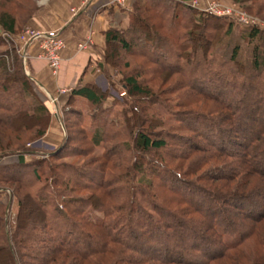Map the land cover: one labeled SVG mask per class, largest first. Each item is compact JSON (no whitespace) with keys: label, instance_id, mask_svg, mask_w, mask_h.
Masks as SVG:
<instances>
[{"label":"trees","instance_id":"obj_1","mask_svg":"<svg viewBox=\"0 0 264 264\" xmlns=\"http://www.w3.org/2000/svg\"><path fill=\"white\" fill-rule=\"evenodd\" d=\"M38 7L35 0H0V33L13 50L0 51V155L20 153L16 164L0 166V184L16 202L11 220L0 201V264H264V51L257 48H264V27L249 25L245 36L258 42L245 63L236 46L227 58L211 53L225 17L182 0H134L127 25L104 31L107 64H118L117 48L144 58L124 77L129 100L105 106L106 94L81 81L84 67L68 93L62 141L48 157L26 162L24 152H37L22 139L42 136L51 115L32 91L31 80H38L24 72L12 38ZM149 69L183 73L166 88L188 89L182 114L172 110L177 101L161 98L160 85L139 79ZM80 100L90 107L89 126ZM71 125L90 149L101 146L82 163L101 171L100 179L74 162H56L76 145ZM177 139L193 150L179 148ZM119 145L130 154L129 165ZM196 151L203 153L185 169L180 163ZM208 162L218 166L196 176ZM228 163L241 177L232 190Z\"/></svg>","mask_w":264,"mask_h":264},{"label":"rangeland","instance_id":"obj_2","mask_svg":"<svg viewBox=\"0 0 264 264\" xmlns=\"http://www.w3.org/2000/svg\"><path fill=\"white\" fill-rule=\"evenodd\" d=\"M41 1L42 0H35L36 4L38 6H40ZM220 1L227 4V5H229V4L235 5L240 10H245L252 17H255V19H256L255 24H258L259 26L264 27V7H263V9H260V10L258 9L259 7L263 6V4H264L263 0H259L256 2L255 1L252 2V0H245L244 3L250 7L247 9L245 7H243L241 4L234 2L232 0H229L228 2H225L223 0H220ZM120 10H123V9H120ZM120 14L123 17H124V14L127 15L128 20H129L130 13H127V14L126 13H124V14L120 13ZM115 16H117V18L115 19L114 23H111V25H115L118 27H125L127 25L128 21L126 23L125 22L120 23L122 21V17L120 15H118V13H116ZM119 19H120V21H119ZM29 21H30V19L23 26V28L26 25H30V26H33L35 28H38V27L34 26L33 24H30ZM230 21H231V23H230ZM228 25H230L229 30H227ZM49 28H52V27H45L42 29H49ZM56 29H59V28H56ZM248 29H249V25H244L241 22H239V21H237L231 17H225L223 19H220V26H219V29L216 31L217 38H216V40H215V42L211 48V53L212 54L215 53L219 56H223V57L227 58L232 54V52L236 46V57H237V59L242 61V62H245V63H250L252 60V57H253L254 44L258 41L257 40H248V37L245 36ZM59 30L61 31L62 29H59ZM0 34L2 35V36H0V51H2L4 49H9V51H13V50H10V49H12L11 41L8 40L7 38H4V36H3L4 34L2 32ZM16 35H14L12 38V41L14 42L15 49H16L15 52L18 54H21L23 57V54L21 51L22 43H21V41H19L17 39ZM101 48H102V50H101V52L99 51L100 53H97V54L91 56L90 61H89V65H88L89 67L87 69V75L89 76V78L84 82H91L95 86V88H97L99 91L104 92L106 94L107 98L104 101L105 106L112 104L115 100H118L120 102H124V101L129 100V97L127 95V90H126L125 86L123 85L124 77H125V75H127V72L132 71L129 69H135L136 70V68L140 66L139 62H141V60H143L144 58L142 56H139L138 54H135V52H133L131 50L125 51V50H121L120 48H117L116 50H118V53L120 55V57H119L120 59L115 60V61L118 64L117 65H114L112 63L107 64L105 62V59H104L105 42L103 43ZM257 48H258V52H260L262 55L264 48L261 46H258ZM133 49L136 50V47ZM162 51H164V50H162ZM166 55H169V54H166ZM172 58L175 59V56H173ZM179 60L186 62V60L184 58H181ZM125 62L128 63V64H126V66L123 65V63H125ZM151 63H152V61H151ZM21 65H22L25 73H27V71L30 72L29 68L26 66V62L24 60V57L21 59ZM183 76L184 75L181 72H174V71L169 72L166 70H162L160 73H158L154 69L153 70L149 69L148 71H146V73L142 72L140 74L139 79L140 80L144 79V80L148 81L149 82L148 84L151 85L152 88H153V86H154V88H157V86L160 85L161 86L160 94L163 95V96H161V98L165 99V100L167 99V101L168 100H172L173 102L177 101V104H180V105L178 107L172 106V110H173V112H179V114H182V112L185 111V108H183L181 105L183 104V101H186L185 94L187 93L188 89H186V90L185 89H178V91H176L174 93H169L168 92L169 90L167 91L166 88L168 85L180 83ZM31 88H32V91L37 96V98L47 107L51 117H50L48 127L42 136H39L37 138H35V137L29 138L30 134L26 133L27 138L26 139L21 138L22 139L21 144L26 145L28 151L37 152L36 155H34V154L32 155L28 152H24L23 158H24V161H26V162H28L31 159H34L38 156L41 158L42 157H44V158L48 157L47 154L49 152H52L56 148V146H58L60 144V142L62 141V138L65 135V130H64L63 122H62V115L65 113V110L68 109L67 108L68 106L66 105L68 93H61L60 91H56L55 93H51L46 89V91H48L52 96L57 98V104L54 106V105H52L51 101L49 100L45 90L43 88H41V86L36 82V80H31ZM57 90H58V88H57ZM122 90L125 91V95H123V96L120 95V92ZM229 98H231V97L229 96ZM201 99L199 98V101H201ZM180 101H181V103H180ZM205 102H206L208 107L212 106V103L209 100H206ZM76 106L79 107L83 111V113L85 114L83 125L89 126L90 120L87 117V114L90 111L89 105L86 102L80 100V101L76 102ZM115 108L120 109L121 105H115ZM176 109L178 111H176ZM179 117H180V119H179ZM178 119L181 120V123H183V121H182L183 119L181 118V115H178ZM68 131L70 132V135L72 136V138H77V141L75 142L76 145H74L73 148L68 147L66 150H64V152H62V154H65V155L57 158L56 162H63V161L74 162L77 164V166H79V167L81 166V168H84L85 172H87V174L91 175L94 179H100L102 176L101 171H99L98 169H96L94 167H82L83 166L82 163L86 159H88L92 156H96L101 151V146H99L95 150L90 149L89 145L80 136V134L77 131V127L74 125H71L69 127ZM178 133H182L185 136L195 135V133H193L192 131H190L188 129L179 130ZM177 141L179 143V145L177 144L179 148H184V150L186 149L187 151L193 150L192 148H189L190 145H189L188 141H186V140L180 141L178 139H177ZM170 142L173 144V139H171L169 141V143ZM73 144H74V142H73ZM69 148H72V149H69ZM75 150L76 151L77 150L78 151L83 150V151H89V152L86 156H78V155L75 156L72 153ZM118 152H119L118 155L121 154L122 157H124L123 162L126 163V165L127 164L129 165L130 164V160H129L130 154L124 150L123 146H120V145L118 146ZM163 153H164V151H163ZM202 153L203 152L196 151L192 154V157H190L188 160H184L180 164L185 166L184 167L185 169H186V167L194 166L195 163L197 162L196 159L198 158V156H201ZM19 155H20L19 152H7V153L1 154L0 155V166H10L12 164H16L18 161ZM223 160H227V162H230L229 161L230 159H228V158H224ZM174 164H175V162H174ZM214 166L217 167L218 165L217 164L215 165V163H211V162H208L206 164H202L199 166L195 175L197 176V175L203 174L202 172H205L206 170H211L212 168H214ZM236 168H237L236 164L232 165V163H228V166L224 167L226 173L230 177V179L227 181V184H228V187L230 188V190H232V188L236 189L235 187H238V184H240L241 177H238V176L235 177V174L237 175V173H239V172L235 173ZM22 174H24L25 177L30 176V171H28V169H22ZM206 177H208V181H207L208 183L210 182L211 184H217V183H213L212 181H210V180H212L211 179L212 176H210V174H207ZM2 184L3 183L0 184V187L1 188L4 187L5 189L4 190L0 189V201L3 204L6 203V210L7 211L9 210V217L12 220L14 212H16V202H15L14 198H11V189L8 187H5V186H7L6 184H4V185H2ZM12 187H14V186L12 185ZM253 204H254V206L256 205L258 208H262V205H260V203H258V202H255Z\"/></svg>","mask_w":264,"mask_h":264},{"label":"crops","instance_id":"obj_3","mask_svg":"<svg viewBox=\"0 0 264 264\" xmlns=\"http://www.w3.org/2000/svg\"><path fill=\"white\" fill-rule=\"evenodd\" d=\"M133 1L42 0L29 23L38 28L62 29L61 33L66 40V46L61 51L63 63L58 75L50 73L48 67L35 57L38 49L36 43L27 46L26 66L37 78L41 88L47 89L51 93L58 91L57 88L62 85H70L74 88L84 67L86 69L82 73L81 81H86L89 78L87 69L91 56L100 53L102 50L105 29L115 22L116 13L120 16V13H130ZM139 1L142 2L143 0ZM223 1L228 2L229 0ZM72 8L76 10L74 11ZM121 17L120 23L128 21L127 15L124 14V17ZM86 35L91 37L88 48L83 51L78 50L77 41Z\"/></svg>","mask_w":264,"mask_h":264},{"label":"built area","instance_id":"obj_4","mask_svg":"<svg viewBox=\"0 0 264 264\" xmlns=\"http://www.w3.org/2000/svg\"><path fill=\"white\" fill-rule=\"evenodd\" d=\"M184 3L189 4L199 10L209 11L215 15L223 17H231L244 25H252L256 23L255 17H252L245 10H240L235 5H227L220 0H182ZM74 11L76 9L72 8ZM17 39L21 41V51L24 56L25 62H27L26 48L32 43L38 45L35 57L43 62L49 69V72L58 75L63 58L61 51L66 46V40L63 37L61 31L56 28L42 29L35 28L30 25H26L20 33L16 35ZM91 41L90 35H86L84 38L77 41L78 50H86ZM28 74L31 72L27 71ZM31 75V74H30ZM38 83V81H36ZM39 84V83H38ZM73 89V86L62 85L59 86L58 91L61 93H69ZM49 100L52 105L57 104V98L52 96L46 89ZM120 95H125V91H121Z\"/></svg>","mask_w":264,"mask_h":264},{"label":"water","instance_id":"obj_5","mask_svg":"<svg viewBox=\"0 0 264 264\" xmlns=\"http://www.w3.org/2000/svg\"><path fill=\"white\" fill-rule=\"evenodd\" d=\"M25 55H23V57H24Z\"/></svg>","mask_w":264,"mask_h":264}]
</instances>
